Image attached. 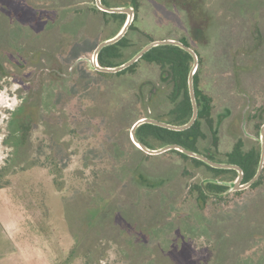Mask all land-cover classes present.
I'll return each instance as SVG.
<instances>
[{
	"label": "rangeland",
	"instance_id": "obj_1",
	"mask_svg": "<svg viewBox=\"0 0 264 264\" xmlns=\"http://www.w3.org/2000/svg\"><path fill=\"white\" fill-rule=\"evenodd\" d=\"M135 2V29L120 59L151 39L184 38L199 54L198 87L212 98L216 157L238 138L260 151L264 0ZM53 4L0 0V10L12 11L0 13V45L22 47L0 49V91L8 89L0 100V221L8 246L0 241V249L14 252L9 264H264V172L259 186L199 208L187 190L205 178V167L174 152L147 157L130 139L132 123L148 113L142 95L153 116L166 118L172 107L159 67L140 62L125 75L98 73L92 51L122 21L90 13L95 0H76L74 22L41 21L45 8L57 11ZM207 10L217 18L212 32ZM73 38L75 71L54 57ZM152 84L159 89L150 98ZM12 96L14 110L3 107ZM203 128L200 148L211 145ZM138 174L161 183L142 185Z\"/></svg>",
	"mask_w": 264,
	"mask_h": 264
},
{
	"label": "trees",
	"instance_id": "obj_2",
	"mask_svg": "<svg viewBox=\"0 0 264 264\" xmlns=\"http://www.w3.org/2000/svg\"><path fill=\"white\" fill-rule=\"evenodd\" d=\"M102 1L105 4H109L105 0H102ZM130 5H132L134 8V18H133V21H134L136 12L138 9L135 0H131ZM102 13L106 14V12H102ZM112 15L120 17L122 24H123L124 19L126 17L124 13H112ZM206 18L210 19L208 30L212 32L217 27V23H216L217 18L209 10H207ZM133 21L129 25L128 30L124 34L123 37H121L115 43L104 46L100 50L98 54V63L101 66H116L124 61V60H121L120 58L123 56L122 50L128 45V38H127L128 32L130 30L135 29ZM202 28H203L202 24H200L199 27L195 28L196 35H199L202 33ZM179 40L185 43L186 45L190 46L188 41L185 40L184 38H179ZM135 52L136 51H134L132 54H134ZM196 53L198 55V60H199V54L197 51ZM132 54L129 57H131ZM140 62L155 64L159 67L160 69L159 80L161 82L166 83L169 86L170 90L168 92V98L172 102V107L168 110L167 114L165 115L166 118L162 119L160 116H155V115L153 116L151 115V112L149 114L145 113L144 116H153L157 119L165 120L172 124L185 123L190 118L191 113H192V106H191L190 96L188 92V83H187L189 70L192 65V56L187 51H185L184 49L178 46L159 45L145 52L133 64L113 74L120 76V75H125V73L132 72L135 70V68ZM98 73L106 74L104 72H99V71ZM198 74H199V68L197 66L196 71L193 75L194 93H195L196 102L198 106L197 118L194 121V123L189 128L180 130V131L171 130V129L157 126L151 123H143L139 125L135 131V135L140 142H142L144 145L150 148H155V147L162 146V145L169 144V143H177L190 150L204 153L200 151L199 141L200 139H203L206 136V133L203 129V125L205 124L211 135V139H212L211 141H212L213 146L214 147L217 146L218 135H217V129L214 123V118L212 116V107H213L212 98L210 95L202 92L199 89ZM122 88H123V85L121 86V88H118V87L115 88V90L116 89L120 90ZM152 88H154V90ZM158 89L159 88L156 86V84L151 85L149 89L150 98H152L153 95L156 94L155 92ZM102 93L105 94V92H102ZM144 98H145L144 95H142V99ZM148 99L149 98H147V100ZM116 101H118V98H116ZM146 103H144L143 106L147 105V111H148L149 105ZM167 152L177 153L184 159H189L195 166L204 165L215 176H217L222 171H225V169L213 168L205 164L203 161L197 158H194V157H190L175 149L169 150ZM204 154H206V156L210 158L211 160L219 161L218 159H215V157L211 155L210 153H204ZM144 155L147 157L150 156L147 154H144ZM230 158L231 159L228 160L229 162H234L238 164V146H236L235 150L232 153H230ZM240 158L242 161L247 160L248 162L247 170H246L248 171L247 177H250L256 169V165H257L258 158H259V151H251L247 154L241 153ZM187 173H189V170H187V168H184L183 174H187ZM135 180L137 183H140L142 185H148V186H153V187L161 183L159 181H152V180H150L149 182L146 174L144 175L138 174L137 179L135 178ZM193 186L201 192L200 186L198 184H194ZM212 186H214L215 188H218L216 184L210 183L209 187H212Z\"/></svg>",
	"mask_w": 264,
	"mask_h": 264
},
{
	"label": "flooded vegetation",
	"instance_id": "obj_3",
	"mask_svg": "<svg viewBox=\"0 0 264 264\" xmlns=\"http://www.w3.org/2000/svg\"><path fill=\"white\" fill-rule=\"evenodd\" d=\"M48 1V0H47ZM54 4L51 5L52 7H54L55 9H57V11H55L54 13L52 12V9H50L49 7L45 8L43 11L44 13L42 15H39L38 17L40 18L41 21L45 22V23H49V22H53V21H57V20H62L63 22L67 21V22H71V21H75L76 20V0H51ZM107 1V3L109 4H105L102 0L101 2L106 5V6H119L118 4H115L112 2V0H105ZM120 6H124L123 4H121ZM94 10V12H98L102 15L105 16H111V17H114L116 19H120V17H117V16H113L112 13H118V12H108V11H104L102 9H100L96 3L94 4V6H92V8L90 9V13ZM99 10V11H98ZM5 13V14H11L12 11H4V10H0V13ZM66 12H71V15L69 14H66L68 16H64ZM102 12H106V14H103ZM90 16H88L90 18V23L93 22L95 23V19L93 18V14H90ZM64 14V15H63ZM127 17V14L124 13ZM41 16V17H40ZM61 16H64L61 18ZM125 17V19H126ZM124 19V21H125ZM88 21V19H87ZM92 23V24H93ZM124 23V22H123ZM65 33H67L68 35H71V33L67 30H65ZM106 39V38H104ZM102 39V40H104ZM101 40V41H102ZM76 42V39L73 38L69 44H67L65 46V49L64 51H62V53L60 55H56L54 56L55 58L57 59H60L59 57L62 56L64 58H62L63 60H60V64H64V63H70V64H73V69L74 71L76 70V50L72 47V45H74V43ZM100 42V41H99ZM98 42V43H99ZM97 43V45H98ZM96 45V46H97ZM95 46V47H96ZM94 47V49H95ZM2 48H8L10 50H13L15 52H17L20 49H22V47H18V49H14L11 45H0V49ZM93 49V50H94ZM23 51V50H22ZM93 53V51H92ZM99 54V53H98ZM53 57V59H54ZM8 59V58H7ZM52 59V58H51ZM128 59V58H127ZM126 59V60H127ZM32 61V59H31ZM92 54H91V58H90V63L92 64ZM97 61H98V57H97ZM125 61V60H124ZM123 61V62H124ZM57 62V61H56ZM1 64H2V60H0V68H1ZM121 64V63H120ZM96 70V69H95ZM97 72L99 70H96ZM101 72V71H99ZM104 73H115V72H104ZM155 85V84H153ZM154 90V88H152ZM158 91V90H157ZM157 91L155 92L157 94ZM141 103L144 105V100L142 99L141 100ZM148 113H150V110L147 111ZM213 116V115H212ZM152 117V116H150ZM222 117V116H221ZM155 118V117H154ZM197 118V117H196ZM139 119V118H138ZM157 119V118H156ZM137 120V119H136ZM135 120V121H136ZM160 120V119H159ZM196 120V119H195ZM134 121V122H135ZM165 121V120H163ZM133 122V123H134ZM167 122V121H166ZM132 123V124H133ZM214 123H215V120H214ZM264 124V123H263ZM262 124V125H263ZM205 125V124H204ZM203 125V126H204ZM262 125L260 126L259 128V137H260V129L262 127ZM132 126V125H131ZM205 127L207 128V126L205 125ZM215 127L217 129V133H218V126L216 125L215 123ZM131 128V127H130ZM204 129V128H203ZM208 129V128H207ZM130 132V131H129ZM130 139H131V136H130ZM202 140V139H200ZM212 140V139H211ZM131 142L133 143V145L136 147V149L138 151H140V153H142L143 155L144 154H147V155H158V154H149V153H146L145 151H143L142 149H140L131 139ZM200 142V141H199ZM244 143H243V139L242 138H238V140H236L233 145H232V148L229 150V151H226L224 153V158L223 159H218L216 157V155L218 154V143H217V146L214 147L213 144H212V141H211V145L209 146H206V147H202L200 148V151L204 152V153H210L211 155H213L215 157V159H218L219 161L217 162H226V163H231V164H234V165H237L238 166V170L236 168H220V169H225V171H222L221 173H219L217 176H215L211 171H209L204 165H200V166H203L205 167L206 171H202L203 175H204V179L201 180L200 182H191L189 184V187H188V190L187 192H189L190 194H192L193 197H195V200H196V203L198 204V207L199 208H202L203 207V204L204 202L208 201V200H214V199H217V200H221V199H224L226 197V194L225 193H239L243 190H246V189H253L257 186H259V184L261 183L262 181V178H263V172H264V165H263V168L261 170V173L259 174V176L257 177V179H255L254 181H252L250 184L246 185L252 178L253 176L255 175L256 171H257V167H258V163H259V158H258V162H257V165H256V169L254 171V173L250 176V177H247V174H248V171L247 170V165H248V162L247 160H244L242 161L241 158H240V154L241 153H249L251 151H258L257 148H254V147H250L248 149H245L243 147ZM163 146V145H162ZM238 146V164L237 163H234V162H229L228 160L231 159L230 158V153H232L234 150H235V147ZM260 146H261V142H260ZM161 146H158V147H155V148H152V149H156V148H160ZM150 148V147H149ZM172 150V149H170ZM169 151V150H167ZM167 151H164L162 153H165ZM162 153H159V154H162ZM201 153V152H200ZM203 153V154H204ZM206 156V154H204ZM259 157H260V151H259ZM210 159V158H209ZM200 160V159H199ZM240 160V162H239ZM202 161V160H201ZM216 161V160H214ZM205 163V162H204ZM206 164V163H205ZM208 165V164H207ZM210 166V165H209ZM197 167V166H196ZM212 167V166H211ZM215 168V167H213ZM189 175H192V172L189 171V173H187ZM193 177V176H192ZM191 177V178H192ZM212 183V184H216L218 186V188H215L214 186L212 187H209V184ZM194 184H198L200 186V190H197L193 185ZM188 214L187 213H183V214H178V217H185L187 216Z\"/></svg>",
	"mask_w": 264,
	"mask_h": 264
},
{
	"label": "water",
	"instance_id": "obj_4",
	"mask_svg": "<svg viewBox=\"0 0 264 264\" xmlns=\"http://www.w3.org/2000/svg\"><path fill=\"white\" fill-rule=\"evenodd\" d=\"M95 3L100 9H102L104 11L126 13L127 17H126L124 23L121 25L120 29L114 35L100 41L98 43V45L95 47V49L93 50V53H92V60H93L92 62L93 63H92V65H93L94 69L99 70L101 72H117V71H120V70L128 67L129 65L133 64L134 62H136L145 52H147L151 48H153L155 46H159V45H175V46H178V47L184 49L185 51H187L192 56V65H191V69L189 70L188 81H187L188 92H189L191 106H192V113H191L190 118L183 124H172V123H169V122H166L163 120H159V119H156V118L150 117V116L141 117V118L137 119L132 124V126L130 128V136H131L132 141L140 149H142L143 151H145L146 153H149V154H159V153H162V152L170 150V149H175V150H178V151H180V152H182V153H184L190 157L200 159L212 167H215V168H236L238 170L237 165H234L231 163H226V162H217V161L211 160L207 156H205L203 153L190 150V149L185 148V147H183L177 143H169V144H165V145L161 146L160 148L152 149V148L147 147L146 145H144L142 142H140L137 139V137L135 135V131H136L137 127L143 123H151V124H154L157 126H161V127L168 128L171 130H176V131L187 129L194 123V121L197 117V113H198V106H197L196 97H195V93H194L193 75H194L196 68L198 66V55L193 48L186 45L185 43H183L179 39H173V38L154 39V40H150L149 42H147L143 46H141L131 57H129L127 60H125L121 64H118L116 66H101L97 61L98 53L100 52V50L104 46L115 43L121 37L124 36V34L128 30L129 25L133 21L134 8L132 5L106 6L101 2V0H95ZM260 142H261L260 157H259V163H258L257 171H256L255 175L253 176V178L246 185L250 184L252 181L257 179V177L261 173V170H262L263 165H264V124L262 125V127L260 129Z\"/></svg>",
	"mask_w": 264,
	"mask_h": 264
},
{
	"label": "crops",
	"instance_id": "obj_5",
	"mask_svg": "<svg viewBox=\"0 0 264 264\" xmlns=\"http://www.w3.org/2000/svg\"><path fill=\"white\" fill-rule=\"evenodd\" d=\"M117 32V31H116ZM116 32L112 33L110 36L114 35ZM108 38V37H107ZM0 241L5 242V246H8V240L6 237V234H4V231L2 229V223L0 221ZM14 252L10 249H0V264H9V262L14 261Z\"/></svg>",
	"mask_w": 264,
	"mask_h": 264
},
{
	"label": "clouds",
	"instance_id": "obj_6",
	"mask_svg": "<svg viewBox=\"0 0 264 264\" xmlns=\"http://www.w3.org/2000/svg\"><path fill=\"white\" fill-rule=\"evenodd\" d=\"M15 87H16V85H13V87H12L13 91L15 90ZM7 91H8V89H4V90L0 91V100L7 97ZM8 99L10 100V102L3 104V107H7L9 109L14 110V107L19 103V101L16 99L15 96H12Z\"/></svg>",
	"mask_w": 264,
	"mask_h": 264
}]
</instances>
